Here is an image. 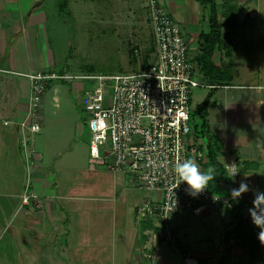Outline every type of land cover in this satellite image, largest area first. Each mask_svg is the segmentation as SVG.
<instances>
[{"label":"crops","instance_id":"obj_1","mask_svg":"<svg viewBox=\"0 0 264 264\" xmlns=\"http://www.w3.org/2000/svg\"><path fill=\"white\" fill-rule=\"evenodd\" d=\"M61 1L65 3V16L59 13ZM117 1L132 20L144 13L148 22L146 0H0V264H180L168 246L148 257L158 238L157 219L147 216L139 221L137 211L143 204L157 200L159 193L140 190L131 177L101 167L90 166L87 173L72 168L75 172H71L76 159L63 155L61 145L49 140L44 130L50 88L42 102L43 134L34 139L35 163L30 174L19 148L20 131L15 123L26 115L30 93L26 75L64 72L62 64H56L72 49L77 17L89 19L93 11L102 16L105 8ZM160 2L181 30L189 57L197 64L202 47L200 35L209 32L208 9L195 0ZM214 2L222 38L211 62L223 77L215 89L193 90L190 108L194 113L196 107L206 103L209 132L222 145L217 161L226 170V182L232 189L241 182L249 186L250 190L238 200L243 218L257 233L264 258L260 229L248 212L255 192L264 191L263 19L257 0ZM237 44L244 66H237L233 60ZM198 78L206 86L217 84L200 71ZM75 85L81 93L83 84ZM51 99L57 108L59 98ZM52 115L51 121L60 118L59 112ZM195 117L196 122L190 121L193 125L198 123ZM5 122L10 125L5 126ZM199 140L205 150L204 139ZM196 163L202 170L209 168L205 155ZM228 167L237 173L234 180ZM27 188L36 199L23 203ZM178 214L184 213L172 215ZM213 216L212 210L200 203V215L195 217L207 224ZM230 221V214L220 220L218 237L207 228L200 234L189 232L187 225L169 229L199 264H218L222 260L223 264H236L239 249H229L223 239Z\"/></svg>","mask_w":264,"mask_h":264},{"label":"built area","instance_id":"obj_2","mask_svg":"<svg viewBox=\"0 0 264 264\" xmlns=\"http://www.w3.org/2000/svg\"><path fill=\"white\" fill-rule=\"evenodd\" d=\"M145 9L151 35V53L141 70L130 74L72 77L66 72L39 71L26 75L30 85L25 118L16 122L19 148L26 168L35 163L34 139L42 129V102L55 82L83 81L80 108L88 128V162L112 173L131 177L138 189L159 193L157 200L138 209V220L156 217L157 242L148 257L162 247H170L180 264H199L167 226L172 214L200 215V203L217 210L225 220L232 198L213 195L206 189L189 196L185 182L178 185L175 165L204 158L199 139L190 128V97L197 88L215 89L199 81V68L189 57L188 45L160 0H146ZM133 58L138 51L133 49ZM8 73L9 72H4ZM5 126L10 123L5 122ZM230 177L233 168L228 167ZM237 173L235 174V179ZM29 177V176H28ZM178 185V186H177ZM35 200L28 188L23 203ZM38 207V206H37Z\"/></svg>","mask_w":264,"mask_h":264},{"label":"rangeland","instance_id":"obj_3","mask_svg":"<svg viewBox=\"0 0 264 264\" xmlns=\"http://www.w3.org/2000/svg\"><path fill=\"white\" fill-rule=\"evenodd\" d=\"M237 8L240 9L241 7ZM105 9L106 13L100 14L102 16L98 15L99 12L97 14L93 11L90 12L89 19L77 17L79 21L73 25L75 38L72 49L56 64V66L62 64L64 72L69 73V76L130 74L138 72L144 67L140 66V62L145 63L150 55L148 53L150 29L145 14L138 13L135 15L136 18L132 20V17L127 15L125 7L120 6L118 1L110 3ZM257 10L263 19L260 27L263 35L261 39L262 48H264V0H257ZM114 18L119 20L115 22ZM203 29L205 31L204 27ZM131 49L138 51V59L132 58ZM240 52L237 44L233 60L237 66H244ZM82 83L84 82L72 79L64 84L55 82L50 86L44 108V122L48 124L45 125L46 129L44 130L49 140L61 145L63 155L73 156L76 159V166H71V172H75L72 168H77L76 171L87 173L88 167L90 168L87 149L89 133L86 118L80 108L79 97L81 93L75 88V84L81 85ZM55 88H58L57 93L54 92ZM197 90H206V88ZM53 96L59 98L57 108H54L56 106L51 99ZM57 112H59L60 118L55 122L49 120V117ZM190 114H192V122H196L195 115L192 112ZM41 132L43 134V131ZM79 164H81L80 167H78ZM139 194L148 195L144 192H139ZM212 213L214 216L207 224L191 213H184L169 216L167 226L170 229H175L187 225L189 232L194 231L199 234L205 233V228H207L218 237V225L221 217H218L219 214L213 210ZM233 248L236 247L233 246ZM238 253L237 257L240 256L239 251Z\"/></svg>","mask_w":264,"mask_h":264},{"label":"trees","instance_id":"obj_4","mask_svg":"<svg viewBox=\"0 0 264 264\" xmlns=\"http://www.w3.org/2000/svg\"><path fill=\"white\" fill-rule=\"evenodd\" d=\"M195 1L208 9L209 24V32L207 34L200 35L202 47L201 54L197 59V66L199 67L201 74H203L205 77L212 78L214 82L217 83L215 85L218 86L220 85L218 81L219 79L221 80V77H223V73L211 62L212 54L217 46L221 43L222 38L217 17V5L215 4L214 0ZM58 6L59 13L64 16L67 15L65 11V3L61 1ZM132 51L133 49L130 50V53L133 58ZM148 53H151V39ZM205 106L206 103H202L196 107L194 113L197 115L198 123L194 125L189 123V125L194 137L205 140V157L207 164L209 167L215 169L216 178L209 182L207 189L213 195L232 198L230 195L232 187L226 182V170L217 161V157L221 152L222 145L219 140L209 132L205 114ZM190 121L192 122V114H190ZM221 180L224 181L223 184L220 182ZM230 203L232 207V209L229 211L231 221L226 225V228L230 229L224 233V244H226L229 249L233 246L239 249L240 256L237 259L236 264H264V258L258 243L257 233L243 218L241 214V202L238 199H231ZM230 242L232 243L231 245ZM223 261L224 260L218 264H223Z\"/></svg>","mask_w":264,"mask_h":264},{"label":"clouds","instance_id":"obj_5","mask_svg":"<svg viewBox=\"0 0 264 264\" xmlns=\"http://www.w3.org/2000/svg\"><path fill=\"white\" fill-rule=\"evenodd\" d=\"M174 170L178 177V185L181 182H185L187 185L185 191L193 198L204 192L208 188L209 182L216 178L214 168L209 167L206 170H202L192 159L176 164ZM235 174L236 172H233L231 178H234ZM249 190L248 184L241 182L238 188L231 190L230 195L233 200H237ZM248 212L252 223L260 229L259 240L264 243V191L258 190L255 192L252 207L248 209Z\"/></svg>","mask_w":264,"mask_h":264}]
</instances>
